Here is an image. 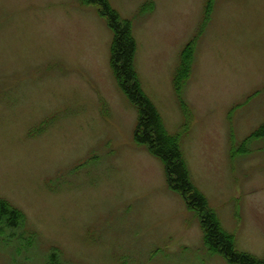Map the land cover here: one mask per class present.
Listing matches in <instances>:
<instances>
[{
	"label": "rangeland",
	"instance_id": "374dc122",
	"mask_svg": "<svg viewBox=\"0 0 264 264\" xmlns=\"http://www.w3.org/2000/svg\"><path fill=\"white\" fill-rule=\"evenodd\" d=\"M190 178L237 249L264 256V0H108ZM112 31L82 0H0V196L36 236H0V264H229L134 138ZM190 73L173 85L183 45ZM244 145L245 149H241ZM232 147L238 148L232 153Z\"/></svg>",
	"mask_w": 264,
	"mask_h": 264
},
{
	"label": "trees",
	"instance_id": "16d2710c",
	"mask_svg": "<svg viewBox=\"0 0 264 264\" xmlns=\"http://www.w3.org/2000/svg\"><path fill=\"white\" fill-rule=\"evenodd\" d=\"M96 4L100 14L104 15L112 31L110 41V65L117 82L126 97L136 106L134 126L135 140L143 144L149 152L157 156L163 163L166 182L185 200L187 206L195 209L199 216L203 232V241L211 251L219 252L229 264H264V256L259 257L247 250L237 249L233 234L227 231L218 221L213 209L207 205L204 193L197 188L190 178L188 165L183 157L178 133L170 132L165 127L156 105L143 91L134 67L136 41L132 34L131 22L121 17L108 0H82ZM213 0H206L204 18L208 17ZM153 4L147 0L141 4ZM193 40L187 41L181 51L176 67L173 85L180 102L189 112L186 102L180 94L183 81L190 73L193 58ZM254 135H264V122L250 132L244 142ZM245 149L244 145L239 146ZM238 148L232 147V153ZM23 235L27 241L36 236L25 226V214L21 208L0 196V236L13 237Z\"/></svg>",
	"mask_w": 264,
	"mask_h": 264
}]
</instances>
